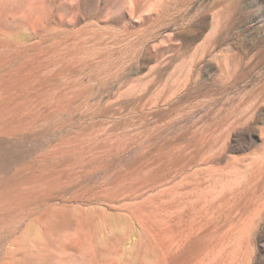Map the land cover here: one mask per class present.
Segmentation results:
<instances>
[{"label":"rangeland","instance_id":"374dc122","mask_svg":"<svg viewBox=\"0 0 264 264\" xmlns=\"http://www.w3.org/2000/svg\"><path fill=\"white\" fill-rule=\"evenodd\" d=\"M0 264H264V0H0Z\"/></svg>","mask_w":264,"mask_h":264}]
</instances>
